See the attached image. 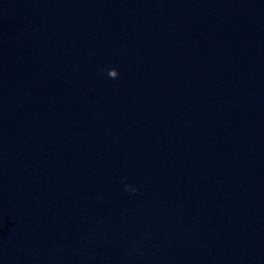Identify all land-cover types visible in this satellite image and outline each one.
Instances as JSON below:
<instances>
[{
  "label": "clouds",
  "instance_id": "obj_1",
  "mask_svg": "<svg viewBox=\"0 0 264 264\" xmlns=\"http://www.w3.org/2000/svg\"><path fill=\"white\" fill-rule=\"evenodd\" d=\"M118 75H119V72H118L117 69H115V68H111V69L108 70V76H109L110 78L115 79V78L118 77ZM129 188H130V186L126 184V185H125V190H129ZM132 191L135 192L136 190H135V189H132Z\"/></svg>",
  "mask_w": 264,
  "mask_h": 264
}]
</instances>
